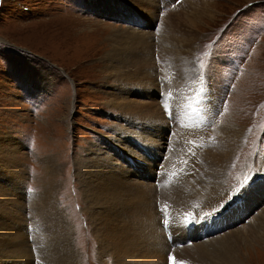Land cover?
I'll list each match as a JSON object with an SVG mask.
<instances>
[{
	"label": "bare ground",
	"instance_id": "6f19581e",
	"mask_svg": "<svg viewBox=\"0 0 264 264\" xmlns=\"http://www.w3.org/2000/svg\"><path fill=\"white\" fill-rule=\"evenodd\" d=\"M90 1L100 15L131 25L112 36L105 55L110 73L106 80L117 86L110 95L111 106L125 117L131 111L140 112L129 120L124 135L136 141L125 139L119 146L110 142L120 160L113 163L111 153L95 148L87 152L80 167L84 210L94 223L98 258L110 259L112 264H238L242 245L264 234V183L245 188L248 201L229 205L230 211L215 224L218 227H209V219L199 209L226 195L224 179L245 141L238 125L224 120L215 124V98L197 83L195 56L204 41L203 19L217 17L218 10L210 7L215 0H184L164 16V0ZM173 1L166 0L165 5ZM128 81L144 87L149 100L137 103L126 90L116 91ZM167 119H173L171 135L181 134L180 139L187 142L182 148L176 139H169ZM140 122L150 123L151 129H143ZM8 146L11 150L0 157V264H78L74 230L57 204V186L47 185L28 196L25 170L12 158L19 153L14 149L22 150V143L12 140ZM44 162L50 170L56 167L52 158ZM28 210L30 233L27 226L21 227L22 213ZM225 222L228 227L223 233ZM233 223L240 226L232 230Z\"/></svg>",
	"mask_w": 264,
	"mask_h": 264
},
{
	"label": "rangeland",
	"instance_id": "374dc122",
	"mask_svg": "<svg viewBox=\"0 0 264 264\" xmlns=\"http://www.w3.org/2000/svg\"><path fill=\"white\" fill-rule=\"evenodd\" d=\"M183 1L165 5L164 0L161 16ZM91 3L0 0V157L11 150L8 143L12 140L22 143V150L14 149L19 153L12 158L25 170V193L35 195L47 185L57 186V204L74 230L72 243L78 264H112L110 259L104 262L98 258L94 223L84 210L80 167L87 160V152L95 148L111 153L113 163L120 160L119 151L110 142L119 146L125 139L136 141L134 136L124 135L129 120L138 118L140 112L131 111L126 118L111 106L110 95L117 86L106 80L110 73L105 55L111 49L112 36L123 27L129 30L131 25L100 15ZM210 7L219 13L213 21L203 19L204 41L195 56L197 83L215 98V124L224 120L238 125L245 132V141L224 179L226 195L199 207L206 220L208 215L227 211V204L243 198L244 189L256 184L245 187L241 194L243 186L259 179L258 183H264V0H215ZM155 58L161 66L158 52ZM128 82L116 91L126 90L137 103L149 100L144 87ZM167 101L173 105L170 94ZM167 120L169 139H176L182 148L187 142L180 139L181 134L178 138L171 135L173 119ZM139 124L148 131L152 127L150 123ZM48 158L54 160L56 167L52 170L44 162ZM29 212L22 213L21 227L27 226L30 233ZM230 226L233 230L240 225ZM240 255L238 264H264V234L242 245Z\"/></svg>",
	"mask_w": 264,
	"mask_h": 264
},
{
	"label": "snow or ice",
	"instance_id": "6c2138e0",
	"mask_svg": "<svg viewBox=\"0 0 264 264\" xmlns=\"http://www.w3.org/2000/svg\"><path fill=\"white\" fill-rule=\"evenodd\" d=\"M164 223H165V225L167 226V224H168V221H167V220H165V221H164ZM181 264H183V262H181Z\"/></svg>",
	"mask_w": 264,
	"mask_h": 264
}]
</instances>
